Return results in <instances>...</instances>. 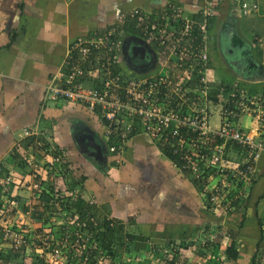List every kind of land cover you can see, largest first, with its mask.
I'll return each instance as SVG.
<instances>
[{
	"label": "crops",
	"instance_id": "obj_1",
	"mask_svg": "<svg viewBox=\"0 0 264 264\" xmlns=\"http://www.w3.org/2000/svg\"><path fill=\"white\" fill-rule=\"evenodd\" d=\"M254 1L258 11L248 16L232 9L234 1L218 4L210 29L209 56L219 79L229 85L237 82L250 95L264 96V0ZM167 3L181 7L187 18H198L199 5L194 0H0V200L15 194L24 200L22 207L28 209L22 210L19 204L9 220L25 221L24 229L34 217L47 219L49 212L33 206L30 186L36 180L24 164L33 155L37 162H49L52 157L44 153L51 147L60 148L71 174L83 181L80 197L93 202L98 214L120 220L124 230L137 232L141 248L165 246L160 249H165L168 259L164 264L206 263L186 233L218 231L222 226L225 231L238 230V257L230 260L225 253L224 262L251 264L260 238L257 214L263 218L264 231V150L246 200H240L238 208L230 209V205L223 214L205 205L200 184L180 174L173 166L176 156L158 141L135 134L118 154L110 153L98 112L89 113L59 93L67 84L57 78L69 74L71 65L77 63L79 70L88 73L87 66L77 61L78 52L70 49L77 38L100 33L133 7L155 13ZM122 36L123 72L132 76L157 72L155 47L145 49L143 64L134 65L130 47L137 37L134 33ZM90 76L76 74L69 86L85 88L95 80ZM241 122L246 128L253 125L247 116ZM210 123L217 126L218 116L213 115ZM45 141L47 148L42 146ZM92 144L101 147V157L90 155L95 150ZM6 179L11 186H6ZM3 189H8L6 197ZM46 204L52 206L50 201ZM205 245L213 247L214 243ZM219 245L225 252L228 239ZM259 245L256 264H264V235ZM22 264L36 263L25 258Z\"/></svg>",
	"mask_w": 264,
	"mask_h": 264
},
{
	"label": "built area",
	"instance_id": "obj_2",
	"mask_svg": "<svg viewBox=\"0 0 264 264\" xmlns=\"http://www.w3.org/2000/svg\"><path fill=\"white\" fill-rule=\"evenodd\" d=\"M198 1L201 2L197 9L201 16L198 20L185 17L182 8L174 3L165 4L157 13L133 7L119 14L107 29L91 37L77 38L70 47L78 52L77 61L87 66L88 73L79 70L76 63L71 65L69 74H60L57 79L67 84L65 88H59L61 96L81 104L89 113L97 111L100 119L104 117L108 121L105 124L100 120L109 144L114 134L119 136V148L116 150L108 144V152L118 154L129 139L128 133L138 130V134L158 141L171 151L176 156L173 166L182 176L202 187L205 205L225 214L231 201L246 197L256 162L264 150V96L245 95L246 91L237 82L228 84L230 90L227 92V83L215 75L209 56L212 26L209 22L216 15L218 1ZM256 7L253 0L239 4V10L243 12ZM152 15H158L161 23ZM126 23L132 27L138 45L145 49L155 47L151 50L155 53L157 72L143 76L123 72L121 29ZM76 74L87 78L91 75L90 78L95 80L85 88L70 87ZM213 115L218 116L217 126L210 123ZM243 116H247L253 125L244 127ZM48 142L52 143L50 137ZM51 149L44 153L52 157L51 161L38 163L33 155L26 158L24 166L30 169L31 177L39 174L44 184L50 182V202L57 211H62L66 197L75 199L81 192L75 194L76 189H65L68 185L56 166L63 159L61 155L54 156ZM44 171L46 177L42 176ZM10 182L6 179L7 187ZM30 188L40 189L39 183L33 182ZM2 191L4 195L8 189ZM93 218L97 222L103 215L96 213L88 221ZM85 223L67 216L59 226L65 232L68 225L75 226L72 239L67 235L57 239L59 236L53 235L32 249L44 264H62L68 252L63 249L70 248L81 255L86 238L80 228ZM16 224L12 225L18 230L14 231L10 226L5 228V235L26 247L29 245L28 230L22 228V223ZM101 254L105 255V252L101 251ZM105 256L99 257V264L113 263Z\"/></svg>",
	"mask_w": 264,
	"mask_h": 264
},
{
	"label": "trees",
	"instance_id": "obj_3",
	"mask_svg": "<svg viewBox=\"0 0 264 264\" xmlns=\"http://www.w3.org/2000/svg\"><path fill=\"white\" fill-rule=\"evenodd\" d=\"M239 1L241 5L245 0H239ZM254 2L256 3V1ZM257 11H258V5L255 9H252L251 11H248V12H243L242 9L238 10L241 16H248L251 14H255ZM196 15L198 16V18H194V17L193 18L198 20L201 16L198 14ZM152 17L154 18L155 21L161 23L162 19L158 15H152ZM209 23L210 24L212 23V18L210 19ZM121 31L123 32L122 34H127V33H132L133 29L128 23H126L123 29H121ZM222 82H225V81L222 80ZM225 89L227 90V92H229L230 87L228 86V83ZM97 116H98L99 121L102 119V122H105V124L108 123V121L104 117L100 119L99 118L100 115H97ZM134 125L136 126V124ZM135 134H138V130L128 133V136L131 137V136H134ZM118 141H119V136L114 134L111 137L110 144H109V141H108V144L115 146V149L117 150L120 145ZM42 146H44V148H47L49 147V143L45 141ZM50 152L54 156L61 155L63 159V162L59 161L58 165L56 166L58 167V170L60 168L62 176L65 180V183L69 186L74 185V186L82 187L83 181L80 180V178H77V179L74 178V176L71 174V170L68 167L69 166L68 161L64 160V154L61 152V150L57 151V148H56V149H51ZM35 153H38V152L36 151ZM173 160H175V158H173ZM38 175L39 174H37V176L34 178V180H36L34 182L39 183L40 189H37V188L32 189V195H33L32 199L36 202L33 206H37V207L42 206L44 209H46V207H48L46 203L49 202L52 198V187L51 188L49 187L51 186L50 182H46V184H44L42 180L40 179V176ZM253 181L254 180H252V182ZM8 193L9 192H7V194ZM4 195L6 196L5 193ZM66 200L67 201L62 202L63 204H65L62 207L63 208L65 207L66 215L68 214V217L70 218L86 221L85 226L83 228L82 227L80 228L81 233H83L84 237L86 238V242H85V248L83 251L84 255L83 253L81 255H77L73 253L72 249L70 248L63 249V251L65 252L68 251V252L65 255L66 258L64 259L62 264H82L83 262L91 260L92 258L95 261L96 255L99 250L105 252V255L108 256L112 260L113 263L115 262L117 263L118 261L116 260V258L118 257L120 258L121 255L117 253L118 249L115 247H119L122 249L124 248L130 249L132 247V242H134L137 238L135 233H130V232L127 233L126 230H124V225L120 220L112 218L107 214H104L103 218L98 219L97 222L95 218H93L92 221H88L89 218L95 216L97 213V212L94 213L93 210H95V208H92L93 203L90 202V200L82 199L80 196L76 197L74 200H72V198L66 197ZM10 201H14V204H10ZM243 201L244 199L242 200V202ZM19 204H21L22 210L26 211L28 209L27 206L22 207V205H24V200L22 202L21 198L16 194L13 197L9 196V199H7V202H5L4 200L2 201L0 200V264H6L9 261H15V260L19 261V264H22L25 258H27V260H31L32 262L36 264H44L43 259L40 258L37 253H35V250H32L33 246L35 245L33 244V241H35V239L28 238L29 245L25 247L24 245L23 246L18 245L17 243H15V241H13L12 239L8 238L7 235H5L6 227L4 223L5 221H9L12 217L16 215V210H17V207H19ZM240 204H241L240 200L232 201L230 209L238 208ZM262 219L263 218L262 217L260 218L258 214L256 215L257 224L259 225V237H260L259 242H261V240L263 239V235H264V231L262 229V224H263ZM128 221L130 222L131 219ZM14 223L16 224L17 222H14ZM21 226L22 228H24L23 225ZM15 227L16 226H14L13 229L12 228L10 229L17 231ZM223 227L224 226L220 227L218 231L209 230L210 232L208 233H210L212 237L211 238L207 237L205 239V243L209 242L210 244H212L215 242L216 244H220L221 241L225 240V238L228 239V245L225 248V253L227 257H229L230 260H235L238 257V248H237L238 247V244H237L238 230L226 228L227 230L225 231ZM74 228L75 226L68 225L67 232H65L64 229H60L61 231H63V233L61 235H58V234H54V235L60 236L59 238H62L65 235H67L68 239H72V233H74ZM125 233L126 235L124 236ZM88 235L92 236L91 237L92 240H90L91 238L88 239ZM214 238L216 239V241H214ZM259 242L256 243L255 253L253 257L251 258V264H256L258 261L257 253L260 251ZM2 243H5L6 245L4 246L2 245ZM27 247L29 249H27ZM161 248L162 247L160 248L158 247V250H160ZM150 252H152V250L148 251V253ZM161 252L156 251L154 253H156L157 255H161ZM163 252H164V249H163ZM163 252H162V255L164 258L165 256ZM33 255L37 256V258L33 257ZM84 256L86 259H84Z\"/></svg>",
	"mask_w": 264,
	"mask_h": 264
},
{
	"label": "rangeland",
	"instance_id": "obj_4",
	"mask_svg": "<svg viewBox=\"0 0 264 264\" xmlns=\"http://www.w3.org/2000/svg\"><path fill=\"white\" fill-rule=\"evenodd\" d=\"M194 1H197L198 5L201 4V2L198 1V0H194ZM217 1H218L217 4H219V6H221V1L222 0H217ZM231 1H234V2L231 3L232 9L234 11H238L240 1H236V0H231ZM218 7H217V12H218ZM132 41L134 43H136V44L138 43V41H136L134 39H132ZM244 93H245V95H248L247 92H244ZM47 157H48L47 159L49 160V156H47ZM41 160H39L40 163H43V162L46 161V160H43V161H41ZM50 161H51V159H50ZM47 164H48V162H47ZM42 176L43 177L47 176L45 171L43 172ZM65 189H68V190L76 189L75 194L78 193V192L80 193L82 191V187L74 186V185L65 186ZM70 191H75V190H70ZM42 209H44V208L42 207ZM46 209H44V210L46 212H49V217L47 219H43V217H36L35 220L33 219L32 222H28L27 223V225H28L27 226V230H29L27 232V236L29 235V238L35 239V241H33V244H35V247H39V246H37L38 243L42 244L44 241H46V239H49L54 234L61 235L63 233V231L60 230L59 222H64V220L68 216V214L66 215V210L65 209H63L62 211H60V210L57 211L55 206H48V207H46ZM93 211H94V213L97 212L96 210H93ZM100 215H102V214H100ZM30 219H32V217H30ZM48 221L50 223H48ZM5 222H6L5 223V227L6 228H8L10 226L14 228V226L12 224L15 225V223H12V222H9V221H5ZM22 225H25V221L22 222ZM15 228H16V230H18V227H15ZM214 231H216V229ZM126 232L127 233H129V232L130 233H135L137 238H136V240L134 242H136V243L132 242V247L130 249L129 248H124V249L118 248L117 253L119 255H121V256H120V258H116V260L118 261L117 263H111V264H164V262H165L164 260H166V261L168 260L165 257L163 258V255H162L163 251L161 252L160 250H158V248H153L152 249L150 246H146L145 248L144 247L141 248L142 243L140 242V238H139L137 232H132L131 229L129 230V228L126 230ZM194 232L195 233L187 232L186 233V237L188 239H190V240H188L189 242L194 243L192 245L193 246L195 245V250L197 252L200 251L201 253L204 254V257H205V259L207 261H206V263L202 262V264H226L224 262L225 261V258H224L225 252L222 249V247H220L219 244H216L214 242L215 245H213V247L205 245V239H206L205 237H208V238L212 237L210 235V233H208L210 231L205 232L204 230L201 229L199 232L198 231L197 232L194 231ZM202 233H204V234H202ZM125 235H126V233L124 234V236ZM59 237H57V239ZM91 237H92L91 235H88V239H90ZM150 239L148 238V240H150ZM90 240H92V238ZM214 241H216L215 238H214ZM115 248H117V247H115ZM162 248H166V247L164 246ZM149 250H152V252L148 253ZM37 251L40 252V248H38ZM156 251H160L161 255H157L156 253H154ZM167 252H168V255H171L170 251H167ZM163 253H165V251ZM100 256H103V258H104L105 255L101 254V251L99 250L97 255H96V260L95 261L92 258L90 261L83 262L82 264H99L98 261H99V257ZM33 257L37 258V256H34V255H33ZM6 264H16V263H6Z\"/></svg>",
	"mask_w": 264,
	"mask_h": 264
},
{
	"label": "water",
	"instance_id": "obj_5",
	"mask_svg": "<svg viewBox=\"0 0 264 264\" xmlns=\"http://www.w3.org/2000/svg\"><path fill=\"white\" fill-rule=\"evenodd\" d=\"M150 51H152L150 49ZM130 59L132 60V62L134 63V65H141L143 64L144 60L146 59L147 56H145V48L142 45H138L136 43H134V45H131L130 47ZM128 56V55H127ZM77 143L81 146L80 142L78 140H76ZM92 148H94V153L90 154L94 157H101V147L99 145H95L92 144Z\"/></svg>",
	"mask_w": 264,
	"mask_h": 264
}]
</instances>
